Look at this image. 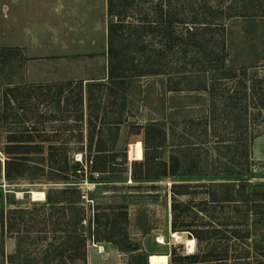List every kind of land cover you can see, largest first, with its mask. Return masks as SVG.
Masks as SVG:
<instances>
[{
    "label": "trees",
    "instance_id": "1",
    "mask_svg": "<svg viewBox=\"0 0 264 264\" xmlns=\"http://www.w3.org/2000/svg\"><path fill=\"white\" fill-rule=\"evenodd\" d=\"M104 15L97 78L26 82L21 49L0 45L3 176L53 183L35 192L41 201L1 215L14 238L7 264H85L90 240L127 253L123 263L102 264H148L140 241L118 226V212L127 222L125 203L101 210L79 187L81 179L106 186L125 176L171 179L169 228L195 242L181 259L264 264L254 243L264 240V181L252 180L251 150L264 131V0H105ZM142 108L160 109L159 118L133 119ZM124 123L129 137L119 149ZM137 148L129 163L121 157ZM125 164L122 175L116 167ZM133 219L140 233L153 228L143 208ZM41 242L38 257L30 248Z\"/></svg>",
    "mask_w": 264,
    "mask_h": 264
},
{
    "label": "rangeland",
    "instance_id": "2",
    "mask_svg": "<svg viewBox=\"0 0 264 264\" xmlns=\"http://www.w3.org/2000/svg\"><path fill=\"white\" fill-rule=\"evenodd\" d=\"M104 31V0H0V45L16 46L21 49L26 57L24 62L26 82L102 76L105 70ZM53 43H56L57 48H50V44ZM45 45H47L46 51ZM84 106L83 103L81 107L84 109ZM44 107L53 109L51 104L47 103L42 104V108ZM159 116L160 109L142 108L137 111L133 119L144 122L149 117L157 119ZM14 124L19 125L18 122ZM5 125L4 122H0V127ZM174 127L172 133L179 132L183 128V123H178ZM127 136L129 137L128 125L124 123L119 126L117 133L116 145L119 149L124 147ZM170 139L171 135L169 142ZM189 139L193 141L191 136ZM3 141V134H0V217L5 214L8 207L28 205L31 199L41 201L44 197L36 196L35 192L43 191L53 184L44 176L34 178L29 174L4 178L2 173L4 155L1 151ZM140 149H126L125 155L121 157L129 163L131 161L129 154L131 152L138 154ZM251 150L255 171L252 180L264 181V131L253 139ZM74 154L75 157H79L78 152ZM163 157H167V152L163 153ZM82 164L84 169H88L89 161L82 160ZM128 167L129 164H125L116 168H121L122 175H126ZM170 181V178L134 180L125 176L122 180L112 181L106 186L98 183L93 185L91 181L81 179L79 187L83 192L90 190L86 197H92L101 210H108L107 206L113 204L125 203L127 222H123L122 214L118 212L116 213L118 226L120 229H125L129 237L140 241L147 254L167 255V264H199L200 262L194 263L186 258L181 259V255L191 252L188 251L186 240L193 237L184 230L177 231L179 234L177 238L171 236L168 206ZM89 200L86 198L85 201ZM139 208L147 211L153 226L144 234L138 232L134 225L133 215ZM6 236L8 235L5 233V223L0 224V264H7L6 255L13 251L6 245ZM160 237L163 239L162 243L158 242ZM257 240L254 243L258 247L259 254L256 255L264 262V240ZM43 245L44 242H41L30 249L40 257L43 253ZM171 247L173 253L169 254ZM123 253L126 260L127 253ZM251 253L254 254L252 251ZM43 261L41 259L37 264H43ZM211 262L208 264H218L215 260ZM232 262L231 259L228 261V263ZM74 264L83 263L76 261Z\"/></svg>",
    "mask_w": 264,
    "mask_h": 264
},
{
    "label": "crops",
    "instance_id": "3",
    "mask_svg": "<svg viewBox=\"0 0 264 264\" xmlns=\"http://www.w3.org/2000/svg\"><path fill=\"white\" fill-rule=\"evenodd\" d=\"M46 46L47 45H45V51L47 50ZM52 47L57 48L56 43L50 44V48ZM6 245L10 248V250L13 249L14 238L12 236H6ZM124 260V253L119 251L116 246L109 241H88L86 244L85 264L123 263Z\"/></svg>",
    "mask_w": 264,
    "mask_h": 264
},
{
    "label": "bare ground",
    "instance_id": "4",
    "mask_svg": "<svg viewBox=\"0 0 264 264\" xmlns=\"http://www.w3.org/2000/svg\"><path fill=\"white\" fill-rule=\"evenodd\" d=\"M171 236L177 238L179 234L177 232H171ZM158 242L162 243L163 239L160 237ZM188 251H192L194 248V238H188L186 240ZM148 264H167V255H155L148 256Z\"/></svg>",
    "mask_w": 264,
    "mask_h": 264
},
{
    "label": "water",
    "instance_id": "5",
    "mask_svg": "<svg viewBox=\"0 0 264 264\" xmlns=\"http://www.w3.org/2000/svg\"><path fill=\"white\" fill-rule=\"evenodd\" d=\"M2 173H3V161H2ZM78 230L79 231H83L84 230V224H83V222L79 223Z\"/></svg>",
    "mask_w": 264,
    "mask_h": 264
}]
</instances>
